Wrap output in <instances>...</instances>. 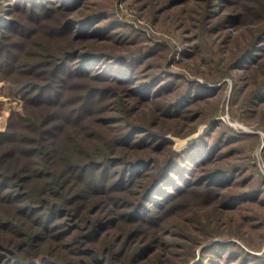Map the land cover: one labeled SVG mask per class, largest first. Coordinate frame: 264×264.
Here are the masks:
<instances>
[{"label":"trees","instance_id":"16d2710c","mask_svg":"<svg viewBox=\"0 0 264 264\" xmlns=\"http://www.w3.org/2000/svg\"><path fill=\"white\" fill-rule=\"evenodd\" d=\"M132 1L151 22L175 10L172 30L192 34L175 47L152 40L112 0H0V80L22 99L0 130V264H144L174 245L161 224L189 194L220 195L228 209L264 202L260 187L235 188L241 162L222 164L256 133L218 117L181 149L167 135L194 129L184 127L220 89L170 61H210L213 43L229 57L218 75L233 77L232 99L248 115L264 104V76L249 78L264 63V0ZM140 104L149 123L128 113ZM199 254L193 264H264L234 240Z\"/></svg>","mask_w":264,"mask_h":264},{"label":"rangeland","instance_id":"374dc122","mask_svg":"<svg viewBox=\"0 0 264 264\" xmlns=\"http://www.w3.org/2000/svg\"><path fill=\"white\" fill-rule=\"evenodd\" d=\"M112 3L115 5L114 11L118 18L133 24L136 29L145 32L152 40H167L175 47V45H182L183 36L192 34L188 31L182 35L179 33L180 31L172 30V22L177 15L175 10L161 13L157 16L156 21L151 22V13L147 10L148 8L146 10L139 9L138 2L112 0ZM177 8L179 7H175V9ZM186 10L189 12V8H186ZM260 22L261 20L257 21V23ZM255 26L258 28V25ZM233 29L236 34L239 31L237 35L239 41L235 47L229 46L231 49L228 48L230 51L227 53H231V58L234 53L241 50L238 47L243 46L250 36V29L248 30L245 24L234 26ZM253 31L256 32L257 29ZM210 43L211 41H207L206 45ZM211 48L216 55L210 61L193 59V62L188 60L178 62L176 57L170 61L171 69L184 73L190 78L194 77L201 82H205L209 78L210 81L205 83L220 85V89L215 98L201 101L202 103L195 109L198 112L196 115L201 113L199 117H202L203 120H190L189 126L185 125L184 127L186 129L195 126L194 129L186 134H175L167 131V135L173 140L172 147L181 149L206 131L211 126V121L218 117L240 131L256 133V136L245 138L243 140L245 142L236 143L237 145L235 144L236 146L233 147L236 152L233 153V156L230 155L224 160L222 164L229 165L238 161L241 162L246 168L240 177L245 176L247 180L244 185L239 184L235 188L244 186L260 187L263 189L262 195L259 197L261 199L264 197V177H262L264 176V104L259 105L256 111L251 114H246L243 105L236 100L234 101L231 97L233 77L231 75H218L220 70L226 67L225 64L229 57L220 54L216 43H213ZM170 52L171 49H169L167 57ZM162 58L163 55L159 56L158 59ZM188 62L190 63L188 64ZM257 69L253 71L255 75L252 72L250 73V82L253 81V78L258 80L264 76V63L260 64ZM224 80L226 83L223 84L222 81ZM18 89L19 86L11 85L9 80H0V130L5 129L9 113L12 110L22 108V99L17 92ZM231 101L232 103H230ZM131 109L128 112L131 118L149 123L146 115L149 112L145 110L147 109L145 105L140 104L131 107ZM154 127L157 128V126ZM216 195L207 199L205 195L198 194L195 191V193L189 194L180 200L172 211L165 216L161 224L162 228L170 229L165 239L174 245H169L158 255L150 253L152 256L144 264H193L200 257V248L215 240H234L241 244L243 248L262 253L264 251V202L254 200L244 203L242 207L228 209L220 203L221 196ZM108 234L115 235V232L110 229ZM45 244H47L48 249L51 247L50 242L47 241ZM192 253L193 256L190 257ZM207 258L206 255L203 258L204 261Z\"/></svg>","mask_w":264,"mask_h":264}]
</instances>
